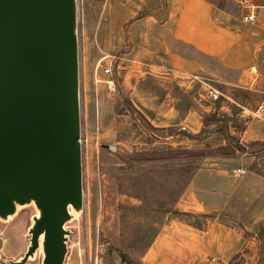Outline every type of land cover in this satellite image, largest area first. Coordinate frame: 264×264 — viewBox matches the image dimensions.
Returning a JSON list of instances; mask_svg holds the SVG:
<instances>
[{
    "label": "rangeland",
    "instance_id": "374dc122",
    "mask_svg": "<svg viewBox=\"0 0 264 264\" xmlns=\"http://www.w3.org/2000/svg\"><path fill=\"white\" fill-rule=\"evenodd\" d=\"M210 1L229 11L238 35L254 32L253 22L244 18L246 0ZM75 4L82 205L79 208L70 206L76 213L64 223L68 232L63 264H141L143 245L153 232L152 229L146 233L143 230L141 219L146 218L147 214L139 209L122 208L120 204L132 205L140 201L109 189L108 184L115 174L137 170L140 162L132 159L126 162V151L152 150L161 143L209 145L210 149L224 145L226 151H232L230 155L210 157L222 159L218 162L233 163V167L223 173L224 178L227 181L237 179L248 186L250 195L256 197L254 203L258 210L255 222L250 218V213L243 215L241 210L245 208L240 204L243 190L236 189L221 210L194 214L180 212L174 205L169 207V211H158L156 218L160 222L157 233L175 215L200 227L206 226L212 216H217L224 226L233 228L235 232L228 234L231 245L227 252H218L217 255L221 256L219 259L211 256L204 260V264H264V125L251 115L263 96V62L257 66L259 77L238 80L239 68L219 64L214 56L199 53L178 40H171L172 46L179 52L199 58L210 71H215L214 74L198 71L208 75L222 93L219 100L211 103L198 94L197 86L194 85L193 90L184 89L176 84L172 74H167L170 81H161L153 74H150L151 78L147 77L141 61H132L137 55L132 50L135 43L143 35H156L158 24L167 18L166 0H75ZM161 29L162 33V25ZM104 53L122 56L118 59L120 66L113 68L116 79L113 91L107 87L101 67L95 68ZM100 63H107V59H102ZM168 91L175 96L176 105L182 112L194 106L202 123L196 132L187 128L178 129V126L155 130L156 134L161 135L178 134L182 139L179 143L175 140H170L171 143L161 142L149 134V121L139 109V101H148L147 92L158 96L149 101H154L153 107H156L162 104ZM190 133L199 134L189 138L187 134ZM239 145L243 150L237 149ZM210 161L213 160H205L206 163ZM238 167L245 169V172L233 170ZM19 204L22 206L15 208L9 218L0 216V264H14L30 243L29 229L34 216L39 214V208L34 201ZM128 217L136 221L134 227H129L130 236L126 235L122 223ZM133 233L139 237L135 239ZM156 234H152L151 240ZM38 240L34 252L22 264H43V234Z\"/></svg>",
    "mask_w": 264,
    "mask_h": 264
},
{
    "label": "water",
    "instance_id": "95a60500",
    "mask_svg": "<svg viewBox=\"0 0 264 264\" xmlns=\"http://www.w3.org/2000/svg\"><path fill=\"white\" fill-rule=\"evenodd\" d=\"M75 0H0V216L34 200L24 263L63 264L70 209L82 205Z\"/></svg>",
    "mask_w": 264,
    "mask_h": 264
},
{
    "label": "crops",
    "instance_id": "0c3cea01",
    "mask_svg": "<svg viewBox=\"0 0 264 264\" xmlns=\"http://www.w3.org/2000/svg\"><path fill=\"white\" fill-rule=\"evenodd\" d=\"M166 1L167 18L158 24V33L143 35L132 47V50L137 52L132 61H141L143 71L147 75L152 74L161 59L172 65L179 74L195 71L215 73L199 58L182 54L173 47L171 40H178L190 45L199 53L214 56L219 64L239 68L241 71L237 73L238 80H254L259 77L257 66H260L261 61L264 64V0H246V14L254 11L255 20L252 25L254 32L243 36L238 35L237 28L234 29L229 11L209 0ZM242 24L246 26L245 23ZM157 77L161 81L171 80L166 74H159ZM176 84L179 85L177 80ZM147 93L148 101H139V109L153 126L161 130L169 126H178V129L185 126L191 132L200 129L202 123L194 106H189L182 112L176 105L175 96L168 91L162 104L153 107L154 101H149L158 96ZM163 136L162 142L171 143L175 140L179 143L182 140L178 134L168 133ZM217 158H204L202 165L176 201L175 207L180 212L194 214L221 210L232 192L241 189V200L253 204L250 218L255 222L258 210L254 203L256 197L251 196L249 187L239 180L227 181L223 173L228 172L233 163L218 162L222 159ZM205 160L213 161L206 163ZM217 218L212 216L206 226L200 227L178 215L170 217L144 250L141 264H204V260L211 256L219 259L221 256L217 253L227 252L231 245L228 234L234 229L224 226ZM237 232L239 235V229Z\"/></svg>",
    "mask_w": 264,
    "mask_h": 264
},
{
    "label": "trees",
    "instance_id": "16d2710c",
    "mask_svg": "<svg viewBox=\"0 0 264 264\" xmlns=\"http://www.w3.org/2000/svg\"><path fill=\"white\" fill-rule=\"evenodd\" d=\"M147 77L151 78V75H147ZM149 124L150 130L148 133L162 142L164 136L155 133V130L160 128L153 126L150 122ZM180 128L186 129L182 126ZM198 134L190 133L187 136L195 138ZM210 148L209 145L184 146L161 143L160 146H156L152 150L126 151L124 160L126 162L129 159L139 161V166L137 170L121 172L111 176L108 187L115 192L124 193L140 201L138 204H120V206L146 212V218L142 217L141 219L144 226L143 230L146 233L147 230L152 229L151 236L152 234L155 235L157 224L160 222V219L156 218V213L158 211H169L170 206L174 207L204 158L208 156H225L232 153V151H226L222 144L217 146L216 149ZM237 149L243 150V147L239 145ZM240 204L242 208H245L241 210L243 215L251 212L252 203L241 201ZM178 212L176 211V213ZM122 223L126 235L130 236L131 230L129 227H134L136 221L128 217L124 218ZM133 235L135 239L139 237L137 233H133ZM151 236L144 243V250L151 243Z\"/></svg>",
    "mask_w": 264,
    "mask_h": 264
},
{
    "label": "built area",
    "instance_id": "2783aa9c",
    "mask_svg": "<svg viewBox=\"0 0 264 264\" xmlns=\"http://www.w3.org/2000/svg\"><path fill=\"white\" fill-rule=\"evenodd\" d=\"M244 18L250 22H254L255 13L254 11H249ZM122 56L116 53H104L96 62L95 68L98 66L101 67L102 73L105 75V83L110 90H115L116 79L113 74V68L119 67V60ZM106 58L107 63L101 64L100 61ZM152 74L157 76L159 74H172L173 78L179 83V86L184 89L189 88L188 90H193V86H197L198 94L203 98L207 99L209 102L214 103L215 101L220 99L221 91L213 82V80L202 72H190L187 74H179L175 72V69L172 65L164 60H159L158 66L152 70ZM261 92L263 93V97L256 104L255 108L251 111V115L261 121L264 125V84L262 85ZM185 127V126H182ZM237 172L244 173L245 169L238 167L233 169Z\"/></svg>",
    "mask_w": 264,
    "mask_h": 264
},
{
    "label": "bare ground",
    "instance_id": "6f19581e",
    "mask_svg": "<svg viewBox=\"0 0 264 264\" xmlns=\"http://www.w3.org/2000/svg\"><path fill=\"white\" fill-rule=\"evenodd\" d=\"M31 201L33 202L34 200L32 199ZM15 206H16L17 209H19L22 205L19 204L18 202H15ZM69 209H70V215H71V216H74L75 213H76V210H75L74 208H70V207H69ZM10 215H11V214H8L7 218H9ZM36 216H37V215H36ZM41 237H42V236H41ZM41 237H40V238H41ZM40 247H41V243H40ZM38 252H39V251H38Z\"/></svg>",
    "mask_w": 264,
    "mask_h": 264
}]
</instances>
